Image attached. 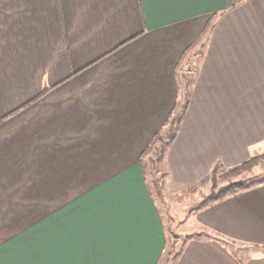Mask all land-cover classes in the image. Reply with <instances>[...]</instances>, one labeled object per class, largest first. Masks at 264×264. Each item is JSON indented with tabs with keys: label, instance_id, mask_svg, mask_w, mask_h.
<instances>
[{
	"label": "crops",
	"instance_id": "crops-1",
	"mask_svg": "<svg viewBox=\"0 0 264 264\" xmlns=\"http://www.w3.org/2000/svg\"><path fill=\"white\" fill-rule=\"evenodd\" d=\"M200 49L164 156L186 190L264 152V0H0V118L16 112L0 124V264H160L142 153L184 102ZM97 145L133 162L95 184L41 182L76 175ZM48 191L39 215L17 214ZM194 220L175 264H264V183Z\"/></svg>",
	"mask_w": 264,
	"mask_h": 264
},
{
	"label": "rangeland",
	"instance_id": "rangeland-1",
	"mask_svg": "<svg viewBox=\"0 0 264 264\" xmlns=\"http://www.w3.org/2000/svg\"><path fill=\"white\" fill-rule=\"evenodd\" d=\"M188 69L189 68L186 67L182 74L187 73ZM187 75L191 77L193 73ZM169 128L168 126V128L162 129L160 132L161 139H166ZM98 147L99 145L96 146V148ZM160 149H162V146L160 140H157L155 144L150 147L146 155L142 157V162L145 166L147 184L161 212L167 236V244L160 264H175L186 242L193 237L199 236L200 233L195 232L196 224L194 214L195 212H199L201 207L209 201L208 199L211 196L217 195L229 184L240 180L246 182L251 179V181L255 183L264 181V152L255 155L261 158H258L257 164L250 169L240 170L239 168L241 165L233 168L221 167L215 177H213L212 174L207 177L208 181L205 184L201 185L199 182L197 185L186 190L169 182L168 175L166 174V166L164 164V156L167 149L165 148L166 150L164 153L159 152ZM97 150L90 160L86 158L80 159V169H78L76 175L58 177L47 176L43 177L41 182L46 181L48 186L52 188H55L57 184L84 186L87 183L95 184L106 178V175L103 173L108 171L107 169L110 165L113 167L118 164L124 167L129 162H133L132 160H103L100 157L104 155V153L101 152V148ZM81 153L84 152L81 150ZM112 154L114 155V152ZM136 161L140 162L138 159H136ZM32 178L34 181L37 179V183H39V178ZM56 193V191H53V194ZM45 194L51 198V192L49 191L47 193L31 192V198L29 199L31 203H27L26 209L23 207L24 203L17 204V214H24L25 210L26 215H31L33 217L39 215L40 196Z\"/></svg>",
	"mask_w": 264,
	"mask_h": 264
},
{
	"label": "trees",
	"instance_id": "trees-1",
	"mask_svg": "<svg viewBox=\"0 0 264 264\" xmlns=\"http://www.w3.org/2000/svg\"><path fill=\"white\" fill-rule=\"evenodd\" d=\"M192 49H189L187 50L182 58H181V62L183 60H185L188 56V53L191 51ZM203 55L202 53V49H200L199 51H197L194 56L191 58V60L188 62L187 65H191L194 63L195 67H192L191 70H188L189 72L193 73L194 70L196 69V63H197V60L199 58H201V56ZM187 71V72H188ZM187 73L185 75H182V79H183V82H184V87L186 88L187 92H186V97H185V100L184 102L181 104V107L179 109H177L173 114L172 116L169 118L168 122H167V125L170 127L169 128V133L167 134L166 136V139L163 140L160 138V133H158L155 138L153 139V141L149 144V146L145 149V151L142 153V157H144L146 155V153L149 151L150 147L153 146L155 144V142L157 140H160V143H161V146H162V149L159 150V152H163L167 149V147L173 142V140L175 139V136L178 132V129H179V125L182 121V118H183V115L186 111V108H187V105H188V94H189V86L193 84V78L194 76H191L189 77ZM189 77V78H188ZM50 89H46L44 90L38 97H36L34 100H32L30 103H28L27 105H25L23 108L25 107H28L30 104L34 103V102H37L39 99H41ZM14 113L16 112H13L11 115H13ZM11 115H8L6 117H3V118H0V124L6 119L8 118L9 116ZM161 148V147H160ZM166 148V149H165ZM258 158H261V157H258V156H255V157H252L250 159H248L247 161H245L244 163L241 164V167L239 168L240 170H243V169H250L252 167H254L257 162H258ZM220 166H216L212 172V176L215 177L216 176V173L220 170ZM208 181V178H205L203 179L202 181H200V184H205L206 182ZM264 181H260V182H253L251 181V179H249L248 181H237V182H233L231 184H229L227 187H225L224 189L221 190L220 193H218L217 195H213L211 196L206 202V204L203 205L202 208H205L206 206L212 204V203H215V202H218L222 199H224L225 197L229 196V195H232V194H235V193H238V192H241V191H244V190H247V189H250L252 188L253 186H256V185H259V184H263Z\"/></svg>",
	"mask_w": 264,
	"mask_h": 264
}]
</instances>
